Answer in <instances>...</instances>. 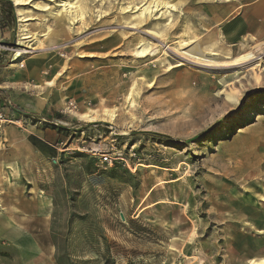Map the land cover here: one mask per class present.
<instances>
[{"label": "rangeland", "instance_id": "obj_1", "mask_svg": "<svg viewBox=\"0 0 264 264\" xmlns=\"http://www.w3.org/2000/svg\"><path fill=\"white\" fill-rule=\"evenodd\" d=\"M153 1L0 0V85L19 108L0 119V264L264 258V14Z\"/></svg>", "mask_w": 264, "mask_h": 264}, {"label": "bare ground", "instance_id": "obj_2", "mask_svg": "<svg viewBox=\"0 0 264 264\" xmlns=\"http://www.w3.org/2000/svg\"><path fill=\"white\" fill-rule=\"evenodd\" d=\"M17 1H20V0H17ZM65 1H69V2H63V4H61L63 9L66 10V11L71 9V11H73L72 9H74V7H75V3L71 2L73 0H65ZM152 3H155V7L156 8H159L160 6H163V8H168V9L174 7V5H171L172 2L171 1H167V0H155ZM69 6H70V8L68 9L67 7H69ZM76 10H77V8H76ZM83 12H84V9H82V7H79L77 12H76V16H81V14H83ZM57 17L59 18L60 21H63L65 19L66 15L63 14V12H60ZM26 53H27L26 49H20L18 51L17 55H16V60L22 59V57ZM189 53L190 54H194L191 51ZM200 53H201V50H200ZM137 56H138V58H147L149 56H152V49L150 47H148V46L142 47V49L140 51H137ZM192 56H194L195 58H199V57H197L195 55H192ZM253 56H252L251 53L247 54V55L239 56V57L233 59L231 64H232V66H237V65H240V64H243V63L245 64V62H248V61L250 62V60L253 59ZM207 62H209L208 65H206L207 67L215 66V65H211V62H213L212 60L211 61H207ZM229 98L232 99V97H229ZM116 117H117V114H116V112L114 110H105L102 113L88 110L86 113L81 115V119H83L84 121H87L89 123H95V122H100V121L112 123L113 121H115ZM96 149H98V148H96ZM262 200L264 201V199H262ZM252 264H259V262L258 261H253Z\"/></svg>", "mask_w": 264, "mask_h": 264}, {"label": "crops", "instance_id": "obj_3", "mask_svg": "<svg viewBox=\"0 0 264 264\" xmlns=\"http://www.w3.org/2000/svg\"><path fill=\"white\" fill-rule=\"evenodd\" d=\"M13 2V0H10ZM236 3L239 5L244 4L245 2H247V0H235ZM251 1H255L253 4L254 6H251L250 8L242 6L243 7V13L246 16L245 18H248V20H252V21H256L258 16H262L264 14V0H250ZM14 3V2H13ZM234 6V3L231 4ZM256 5V6H255ZM248 15V16H247ZM261 18V17H260ZM261 19H264V17H262ZM260 25L263 26L264 22L259 21ZM1 77V75H0ZM8 88H6L3 85H0V112L2 113H7V112H18L17 110H19L17 103L15 98L12 97V95L10 94V92L7 91ZM26 103H29L28 101ZM27 107H32V105L30 104H26ZM18 108V109H17ZM30 133V132H29ZM33 133V132H31ZM36 138H38L40 141H42L43 143H40L39 148H36L34 145H32L30 143L29 140H26V145L29 147V149H31L32 147L34 149H36L41 155H49V151L51 150V148L53 147L48 141L45 140V138H42L40 136H35ZM264 215V212H262ZM263 226L264 225V218L260 221H258V223H256V226ZM250 226H254V228L256 227L255 225H250ZM257 233L259 235H263L264 236V228L263 229H257ZM253 261H258L259 264H264V258H258V259H251L250 261H248L245 264H252Z\"/></svg>", "mask_w": 264, "mask_h": 264}, {"label": "trees", "instance_id": "obj_4", "mask_svg": "<svg viewBox=\"0 0 264 264\" xmlns=\"http://www.w3.org/2000/svg\"><path fill=\"white\" fill-rule=\"evenodd\" d=\"M29 141H30V143L32 144V145H34L36 148H39L40 149V147H39V145H40V143H43L42 141H40L38 138H36V137H30L29 138ZM41 150V149H40ZM42 151V150H41ZM51 151L52 150H50L49 151V154L51 153Z\"/></svg>", "mask_w": 264, "mask_h": 264}, {"label": "built area", "instance_id": "obj_5", "mask_svg": "<svg viewBox=\"0 0 264 264\" xmlns=\"http://www.w3.org/2000/svg\"><path fill=\"white\" fill-rule=\"evenodd\" d=\"M4 118V115L2 112H0V119H3ZM110 159H109V156L108 155H104L103 156V160H102V163H106L108 162Z\"/></svg>", "mask_w": 264, "mask_h": 264}]
</instances>
